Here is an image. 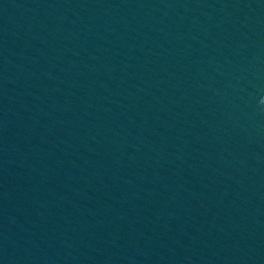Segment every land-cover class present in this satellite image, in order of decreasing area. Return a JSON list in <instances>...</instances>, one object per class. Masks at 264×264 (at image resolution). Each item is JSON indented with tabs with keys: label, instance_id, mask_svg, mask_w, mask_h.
Returning a JSON list of instances; mask_svg holds the SVG:
<instances>
[{
	"label": "water",
	"instance_id": "95a60500",
	"mask_svg": "<svg viewBox=\"0 0 264 264\" xmlns=\"http://www.w3.org/2000/svg\"><path fill=\"white\" fill-rule=\"evenodd\" d=\"M0 264H264V0H0Z\"/></svg>",
	"mask_w": 264,
	"mask_h": 264
}]
</instances>
